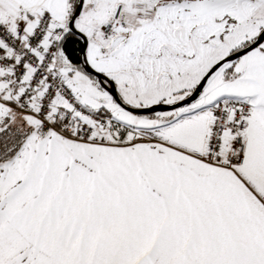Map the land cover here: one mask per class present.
<instances>
[{
    "label": "snow or ice",
    "instance_id": "1",
    "mask_svg": "<svg viewBox=\"0 0 264 264\" xmlns=\"http://www.w3.org/2000/svg\"><path fill=\"white\" fill-rule=\"evenodd\" d=\"M0 264H264V0H0Z\"/></svg>",
    "mask_w": 264,
    "mask_h": 264
}]
</instances>
